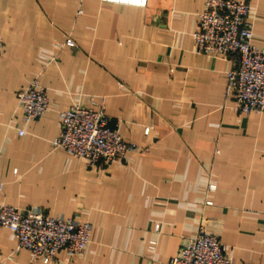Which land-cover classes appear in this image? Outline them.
I'll return each mask as SVG.
<instances>
[{"label":"crops","instance_id":"0c3cea01","mask_svg":"<svg viewBox=\"0 0 264 264\" xmlns=\"http://www.w3.org/2000/svg\"><path fill=\"white\" fill-rule=\"evenodd\" d=\"M241 1L264 52V0ZM204 8L0 0V206L91 226L83 254L60 251L52 264H167L201 223L233 264H264V113L242 115L225 100L232 57L194 51ZM34 78L49 109L24 124L17 94ZM101 99L110 127L137 150L96 168L53 151L60 113ZM16 244L0 228V264H30Z\"/></svg>","mask_w":264,"mask_h":264},{"label":"built area","instance_id":"2783aa9c","mask_svg":"<svg viewBox=\"0 0 264 264\" xmlns=\"http://www.w3.org/2000/svg\"><path fill=\"white\" fill-rule=\"evenodd\" d=\"M147 1L100 0L134 8H145ZM251 13L250 6L241 0H205V8L198 15L197 29L192 34L197 54L222 60L232 57V67L226 73L224 97L233 101V110L242 115L264 113V52L253 44ZM64 44L75 47L69 37ZM1 52L0 44V55ZM17 107L22 112L24 124L38 120L48 111L49 98L37 78L17 94ZM59 117L60 133L51 141V149L82 159L87 167L96 168L120 160L137 150L134 144L121 139L117 129L110 127L102 99L94 108L71 106ZM147 132L145 129L144 133ZM22 134L19 132L20 136ZM2 189L0 182V192ZM215 189L209 182L206 192L212 193ZM205 205H211V202L206 201ZM0 228L15 236L14 253L27 251L30 264H52L60 251L70 258L80 256L91 236V226L86 222L49 216L37 208L19 209L5 205L0 206ZM158 230L156 226L155 232ZM156 246L157 242L151 240L149 253L153 254ZM167 264H233V261L227 249L215 236L208 234L201 223L196 234Z\"/></svg>","mask_w":264,"mask_h":264}]
</instances>
